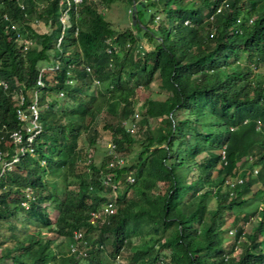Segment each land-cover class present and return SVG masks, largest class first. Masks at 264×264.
I'll return each instance as SVG.
<instances>
[{
    "label": "trees",
    "instance_id": "16d2710c",
    "mask_svg": "<svg viewBox=\"0 0 264 264\" xmlns=\"http://www.w3.org/2000/svg\"><path fill=\"white\" fill-rule=\"evenodd\" d=\"M111 1L83 0L63 23L59 0H0V80L8 83L0 84V125L7 131L20 126L19 93L25 104L38 89L41 103L53 98L40 111L35 154L26 152L0 177V227L6 226L0 257L15 264H104L117 257L123 264H264V0H126L135 7V23L131 18L122 29L100 11ZM15 21L19 29L12 28ZM18 31L33 43L24 48L26 34L18 37ZM143 36L153 45L151 56L127 65L130 47L142 49ZM109 37L116 44L111 53ZM42 61L59 64L57 81L43 75L41 87ZM155 78L162 97L143 103L135 133L145 142L137 162L111 169L106 156L86 163L89 170L79 168L81 136L95 145L100 135L97 114L117 152L129 149L137 137L122 120L135 111L136 89ZM96 79L111 89L102 91ZM59 91L73 100L64 111L56 108ZM149 118L161 120L151 129ZM7 140L0 130V150L13 149ZM148 156L152 164L140 168ZM108 171L119 185L115 193L100 180ZM47 172L63 187L48 186ZM128 172L133 183L125 179ZM254 184L261 205L235 214L233 236L226 238V211L242 206ZM128 187L141 198L128 197ZM109 199L115 212L91 222V212ZM50 208L58 213L55 221ZM48 226L54 227L49 235ZM74 230L83 236L72 251ZM143 233L149 242L126 254Z\"/></svg>",
    "mask_w": 264,
    "mask_h": 264
},
{
    "label": "rangeland",
    "instance_id": "374dc122",
    "mask_svg": "<svg viewBox=\"0 0 264 264\" xmlns=\"http://www.w3.org/2000/svg\"><path fill=\"white\" fill-rule=\"evenodd\" d=\"M128 8H129V6H128L126 0H113L111 2H102L100 5V11L104 14V17L107 20H109L111 22L112 26L116 29H122V28H124L130 24L131 16H130V13L128 12ZM152 11H153V8H149L147 11H143L142 12L143 17L145 19H148L151 15ZM155 18L154 19L157 22L160 18V15L158 17L156 16ZM139 43L142 45V49L139 48L135 44L130 47V50L128 52L129 54H128V57L126 59L127 65L133 66L135 63L141 62L146 57L151 56V54H152L151 50L153 48V45L148 41V39L143 36V37H141ZM118 52L120 55L123 53L122 50H119ZM253 68L259 69V67L256 63H253ZM41 69L45 70V72H46L45 75L49 81L53 80L54 70H53L51 65L46 64L45 61H42L41 62ZM260 69H263V68H260ZM96 83L99 85V87H101V90L103 89L104 91H106L107 89H111V87H112L111 84L109 85V84L101 83L100 81L96 82ZM157 83H158V80L155 78V80L152 81L149 84V86L144 87L142 85L136 89V95L134 97V110L139 115H141L140 112H141V109L143 108V103H144L146 98H148V97H162V95L157 90L158 89ZM57 98H58V101H57L58 105L56 106V108H58L59 110L64 111L73 105V100L66 97L65 95L58 96ZM48 99L51 102L53 100V98H51V97ZM63 120L66 122L65 117L63 118ZM160 120H161V118H149L147 125L151 129H153L160 123ZM95 121H96L97 127L100 131V135L98 136L97 142L95 145H89L86 142V140H84V135L81 136L80 147L82 148V150L77 157V161L79 163V165H78L79 168H81V167L87 168L88 167L87 166V164H88L87 158L88 157L91 158L92 162L99 164L102 161V159L107 156V152H108V148H109L108 143L111 141L110 140V138H111L110 131L103 127V120L100 117V114H97V116L95 117ZM144 126H146V125H142L139 130L143 129ZM134 136L137 138L135 139V141H133L131 143L129 149L123 153L122 164H131V163L137 162L138 153L141 150L142 144L145 142V139H143L144 138L143 134L140 131L138 133H135ZM147 163L148 164L150 163V165L152 164L149 156L147 158H145L142 163L139 164V167L143 168L145 165H147ZM44 178H45V181H46L48 186L55 185V187H57L58 189L63 187L60 178L57 177L56 175L50 173V172H47ZM139 183H140V180H137L135 184H139ZM160 185L163 186L164 183L161 182ZM257 187H258V185H255V184L251 186V188H250L251 193H249L247 195L246 202L242 206L235 207L232 210L228 209L226 211V217H227L226 224H225V226H226L225 237L226 238H230L233 236L232 232L229 231V228H232L229 224H230V222L233 219L235 214L243 213V212L244 213L249 212L250 210H252L251 208L253 206H255L256 204L258 206L261 205L262 200H263V195H259L257 193L255 194ZM121 190L123 191L124 187H122ZM98 193L100 195L104 194L102 191H98ZM126 193H127L128 197H131L134 199H140L141 198L140 194L138 192L134 191L132 189V187H128L126 189ZM113 195H112V197H114ZM88 202H89V196H88V194H84L82 197L81 203L85 207ZM57 214L58 213L56 211L52 210L51 208L49 209V215L53 221H55ZM244 225H245L244 226L245 229L249 230L250 224L245 223ZM0 230L6 231V226L2 225L0 227ZM45 231L49 235L52 231H54V227L48 226L47 228H45L44 232ZM97 234H98V230L96 228L91 229V231H90V237L91 238L96 237ZM148 236H149L148 233L135 235L132 238V245L133 246L129 247L125 253L127 254L129 251H132L134 248L141 247L145 243H148L149 242ZM53 238L55 241L62 239L61 236H55ZM109 241H110V236L107 238L106 244H108ZM263 245H264V242H263ZM4 246H5V244L0 245V253L3 250ZM123 263H124V259H122L121 257H117L116 259H106L104 264H123ZM0 264H15V262H13V260H11L10 258L0 257Z\"/></svg>",
    "mask_w": 264,
    "mask_h": 264
},
{
    "label": "built area",
    "instance_id": "2783aa9c",
    "mask_svg": "<svg viewBox=\"0 0 264 264\" xmlns=\"http://www.w3.org/2000/svg\"><path fill=\"white\" fill-rule=\"evenodd\" d=\"M83 0H59V4L63 6L60 19L63 23L66 22L68 18V13L70 8L74 5L75 7L80 4ZM21 7L24 8V4L20 3ZM135 7L134 5L129 6L128 12L130 15H135L134 13ZM220 11V8L217 9V12ZM26 15V13H25ZM6 18L7 15H5ZM158 17V16H157ZM213 18V16H211ZM251 20V19H250ZM188 20H186L187 22ZM12 28L19 29L20 23L18 21L12 22L11 24ZM135 33V30L133 31ZM24 34H26V37H23L24 42V48H26L29 44L33 43V37L27 35V32L24 31ZM23 33L21 31H18L17 36L22 37ZM61 39V36L59 37V41ZM106 50L107 52L111 53L113 49L116 47L115 42L112 40V38L106 39ZM127 45H130L129 42H127ZM58 62L54 64H49L52 66L54 70V76L56 68L58 67ZM87 70H90V67L87 66ZM45 70L40 69L39 75L37 77V84L41 87L44 85L42 76L45 75ZM46 76V75H45ZM57 79L54 77L53 80L50 82H55ZM71 82L70 80H68ZM96 82H99L98 79H96ZM0 84H2L5 88L8 87V83L5 80H0ZM39 92L40 89L34 92L32 99L30 102L25 104V97L23 94L19 93L17 97V106L15 108V115L16 118L21 121L20 126L14 127L7 131L6 124L2 123L0 125V130H4L7 132V142L8 144L13 145V149L10 151L8 149L0 150V177L6 173L7 170L12 168V165L14 162L19 161L22 156L26 152H30L31 154H35V143L34 139L37 135L40 134L42 130V125L40 121V111L43 110L45 107L48 106V98H46L45 102L41 103L39 101ZM63 94L62 91L58 92V95L61 96ZM140 118V115L134 111L133 115L128 118H124L122 120L123 125L125 126L126 130L130 133H135L138 129V120ZM108 162L106 168H114L117 166H122V155H120L117 150L115 149V144L113 142L108 143ZM87 162H91V158H87ZM89 170V168H87ZM129 183H133L135 181V177L131 172H128L126 174L125 178ZM101 183L104 186H110L115 193L117 188L119 187L117 180H115L114 172L108 171L102 174ZM239 181H242V178H239ZM234 182V181H233ZM231 182V184H233ZM115 212V200L109 199L106 200L102 206L96 210L91 212L90 220L91 222H96L97 218L105 219V216L110 215ZM83 236L82 230H74L73 232V238L69 243V246L72 251H74L77 246L74 243V240H81ZM85 254V252H83Z\"/></svg>",
    "mask_w": 264,
    "mask_h": 264
},
{
    "label": "water",
    "instance_id": "95a60500",
    "mask_svg": "<svg viewBox=\"0 0 264 264\" xmlns=\"http://www.w3.org/2000/svg\"><path fill=\"white\" fill-rule=\"evenodd\" d=\"M131 18L133 19V23H135V15L134 14L131 16Z\"/></svg>",
    "mask_w": 264,
    "mask_h": 264
},
{
    "label": "crops",
    "instance_id": "0c3cea01",
    "mask_svg": "<svg viewBox=\"0 0 264 264\" xmlns=\"http://www.w3.org/2000/svg\"><path fill=\"white\" fill-rule=\"evenodd\" d=\"M131 16V15H130Z\"/></svg>",
    "mask_w": 264,
    "mask_h": 264
}]
</instances>
